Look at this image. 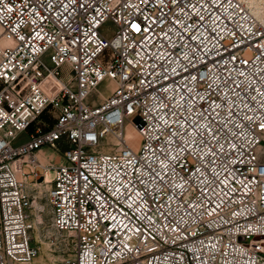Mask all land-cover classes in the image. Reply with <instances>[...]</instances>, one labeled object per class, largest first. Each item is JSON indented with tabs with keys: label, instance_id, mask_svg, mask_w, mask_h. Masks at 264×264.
I'll return each instance as SVG.
<instances>
[{
	"label": "built area",
	"instance_id": "2783aa9c",
	"mask_svg": "<svg viewBox=\"0 0 264 264\" xmlns=\"http://www.w3.org/2000/svg\"><path fill=\"white\" fill-rule=\"evenodd\" d=\"M261 125L245 0H0V264H264Z\"/></svg>",
	"mask_w": 264,
	"mask_h": 264
},
{
	"label": "rangeland",
	"instance_id": "374dc122",
	"mask_svg": "<svg viewBox=\"0 0 264 264\" xmlns=\"http://www.w3.org/2000/svg\"><path fill=\"white\" fill-rule=\"evenodd\" d=\"M27 138L28 135L25 132L20 133L13 140V145H18L27 140ZM43 150L47 149L44 148ZM48 186L49 184L41 186V197L38 199L37 209L33 215L32 240L33 244L38 247L39 252L31 264H61L62 259L72 252L70 238L57 233L51 226V212L45 200V192Z\"/></svg>",
	"mask_w": 264,
	"mask_h": 264
},
{
	"label": "bare ground",
	"instance_id": "6f19581e",
	"mask_svg": "<svg viewBox=\"0 0 264 264\" xmlns=\"http://www.w3.org/2000/svg\"><path fill=\"white\" fill-rule=\"evenodd\" d=\"M250 10L259 18H264V0H245ZM131 134V133H130ZM134 135V133H132ZM51 173L46 174V180L49 181Z\"/></svg>",
	"mask_w": 264,
	"mask_h": 264
},
{
	"label": "snow or ice",
	"instance_id": "6c2138e0",
	"mask_svg": "<svg viewBox=\"0 0 264 264\" xmlns=\"http://www.w3.org/2000/svg\"><path fill=\"white\" fill-rule=\"evenodd\" d=\"M262 128H264V125H261Z\"/></svg>",
	"mask_w": 264,
	"mask_h": 264
}]
</instances>
